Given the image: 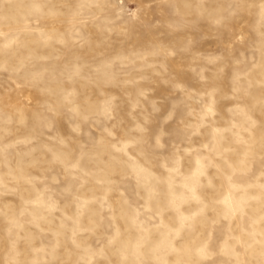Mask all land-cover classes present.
Segmentation results:
<instances>
[{
    "label": "rangeland",
    "instance_id": "374dc122",
    "mask_svg": "<svg viewBox=\"0 0 264 264\" xmlns=\"http://www.w3.org/2000/svg\"><path fill=\"white\" fill-rule=\"evenodd\" d=\"M0 264H264V0H0Z\"/></svg>",
    "mask_w": 264,
    "mask_h": 264
}]
</instances>
